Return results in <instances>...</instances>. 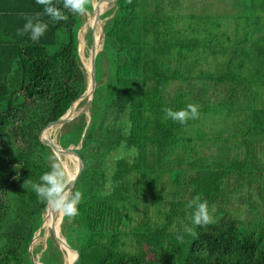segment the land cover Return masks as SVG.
Wrapping results in <instances>:
<instances>
[{
    "label": "trees",
    "instance_id": "obj_1",
    "mask_svg": "<svg viewBox=\"0 0 264 264\" xmlns=\"http://www.w3.org/2000/svg\"><path fill=\"white\" fill-rule=\"evenodd\" d=\"M216 2L225 15L196 12ZM52 3L68 19L44 17L49 28L36 42L18 32L43 7L0 0V264H65L52 234L30 252L48 206L26 183L64 159L41 135L89 87L79 34L93 0L84 16ZM101 19L90 117L65 123L55 143L85 163L71 189L81 193L79 214L64 215L60 231L80 253L76 264H264V164L255 161L264 137V0H117ZM86 38L91 48V27ZM190 103L198 119L166 118L165 108ZM242 191L243 218L220 204ZM197 196L210 209L219 204L213 223H192Z\"/></svg>",
    "mask_w": 264,
    "mask_h": 264
},
{
    "label": "clouds",
    "instance_id": "obj_2",
    "mask_svg": "<svg viewBox=\"0 0 264 264\" xmlns=\"http://www.w3.org/2000/svg\"><path fill=\"white\" fill-rule=\"evenodd\" d=\"M36 4L43 7L42 12H36L34 15L25 16V23L19 30V35H30L33 41L39 42L49 28L51 22L66 21L68 16L52 3V0H36ZM63 9L71 10L73 15L84 16L88 14L89 0H63ZM166 118H170L181 124L189 120L199 118V106L197 104H188L185 108L175 111L172 108H165ZM51 170L45 172L40 177V182L28 180L26 184L31 183L33 191L37 197L54 211L60 212L68 217H75L79 214V203L81 193L72 192L69 187L68 173L65 166L58 159H53ZM188 207L193 209L192 223L196 226H206L213 223V214L215 208L209 207L206 200L202 201L199 196L189 202Z\"/></svg>",
    "mask_w": 264,
    "mask_h": 264
},
{
    "label": "rangeland",
    "instance_id": "obj_3",
    "mask_svg": "<svg viewBox=\"0 0 264 264\" xmlns=\"http://www.w3.org/2000/svg\"><path fill=\"white\" fill-rule=\"evenodd\" d=\"M99 1L102 3L103 6L106 3L105 0H93V11L91 13H89V19L85 23V25L82 27V29L80 31V34H79V38H80V44H79L80 56H81V59H82L83 63L86 66L89 63H91V51H92L91 50L92 47L89 48V46H88V42H87L86 36H87V33H88V29L91 27V24H93V23H91V19L97 13V12H95V14L93 13L94 12V7H97V5H95V4L98 3ZM114 3H115V0L113 2H111V3H109L108 5H106L107 7L104 6V8H103L104 10L103 9L101 10V15L103 13L107 12L108 10H110L113 7ZM197 11L199 13H208V14L210 13V14H213V15H225L228 12V9L221 8V4L219 2H216L214 6L212 5L208 9L204 10L203 9V5L200 3L196 7V12ZM103 24H104V21H102V20L95 22V36H96L97 42H98V37L100 38V40H99L100 43L99 42H98L99 44L97 43V50H98V52L102 49V39H101V36H102V26H103ZM80 104H81V102L77 106V112L75 113V116H78V114L85 109V106H80ZM87 117H88V115H87ZM51 127H52V129H51L52 139L56 143L57 136L59 134V131H60V127L61 126L53 125ZM262 139L263 140L261 142L263 144L259 145V142H256V145H255V152H256L255 161L258 164H261V165L264 164V137H262ZM62 157H64V156H62ZM62 157H61V159H62ZM239 157L241 159H243V156H239ZM62 164L65 166L68 175H69V170H70V172H72L73 170H76L77 169V166H78V163H76L75 160H70V159L67 160L66 157H64V159L62 161ZM229 182H230V185H231L230 188H229V190H233L232 189L233 182L236 183L235 182V176H231L229 178ZM216 199H218V198H216ZM230 200L232 202L230 205H225L223 203V201H221L220 204L222 205L223 208L224 207H229L232 210H235L234 213H236L237 215H239V208H241L243 210V212H244V215L242 216V218L246 214L247 215L249 214L248 213L249 204L247 203L248 200H249L248 192H246V191L239 192L237 196L230 197ZM242 202H244L245 204L242 203ZM213 207L215 208V210H217L218 207H219V204H217V205L216 204L215 205L213 204L211 208H213ZM46 215H47V213H45L44 222H45V219H46ZM58 218H61V224H62V221H63L62 216L57 217L56 219H58ZM61 224L59 225L60 226L59 235L61 234L60 233V231H61ZM46 225H47V222H46ZM54 229H55V232H56V225H54ZM50 230H51V222H50L49 228L48 227H45V225H44V228L42 229V231H44L45 234H44L43 237H41V235H40L41 234L40 233L41 230L35 235L34 240L32 242L31 251H32V249H33L34 246H38L41 243L44 246H46V240L52 234V232ZM61 240H64V242H65V239L64 238H61ZM60 247H61L60 249L64 253L65 264H66V257H65L66 256V251L63 249V245H61ZM35 263L36 264H41L38 260H36Z\"/></svg>",
    "mask_w": 264,
    "mask_h": 264
},
{
    "label": "water",
    "instance_id": "obj_4",
    "mask_svg": "<svg viewBox=\"0 0 264 264\" xmlns=\"http://www.w3.org/2000/svg\"><path fill=\"white\" fill-rule=\"evenodd\" d=\"M117 0H115L116 2ZM96 9L97 7H94V14L96 12ZM97 20L98 21H101V12H98V15H97ZM95 22L97 21H94L93 24H91V29L93 31V43H92V51H91V67H87L85 64V67L87 68V70L89 71L90 73V76H89V87L87 89V91L78 99L76 100L72 107L70 108V110L62 117L60 118L59 120L57 121H54V122H51L49 123L43 130L42 132V135L44 133V131H49V128L53 125H57V126H62L64 125L65 123H68L70 122L71 120H73L76 116H75V113L77 112V106L75 103H80L82 102L84 99L88 98V102L85 106V109L83 111H81L78 115H81V114H86L88 115V117H90L89 115V109L91 107V104H92V101L94 99V95H95V89H96V85H97V70H96V57H97V54H98V50H97V43L100 41L97 42V39H96V36H95ZM101 39L103 41L104 39V26H102V36H101ZM89 88H92V94L91 96H88V90ZM42 135H41V140L44 144L50 146L52 148V150L55 152V154L61 159L62 156H66V155H71L73 156L74 158H76L79 162V166H78V169H77V173H76V176L70 186V189H72L75 185V183L77 182V180L79 179L80 175L82 174L83 172V169L85 167V163H84V160L83 158L75 151L74 147H69V148H62L60 147L59 145H56L55 142L53 141L52 139V135L49 136V140L50 142H46L42 139ZM49 208V206H48ZM48 211V209H47ZM64 216L62 215V218ZM44 224L45 222L43 223L42 227H41V231L40 233H42V229L44 228ZM51 232H52V235L54 236V238L57 240V242L60 244V245H63V242L61 241V238L59 237V235L56 234L55 232V229H54V222L52 220L51 222ZM65 244L67 245L68 248L70 249H74L76 251V259H75V262L73 264H76L78 259H79V256H80V253L78 251L77 248H74L70 245H68L66 242ZM30 252H31V249H30ZM32 254V252H31Z\"/></svg>",
    "mask_w": 264,
    "mask_h": 264
},
{
    "label": "bare ground",
    "instance_id": "obj_5",
    "mask_svg": "<svg viewBox=\"0 0 264 264\" xmlns=\"http://www.w3.org/2000/svg\"><path fill=\"white\" fill-rule=\"evenodd\" d=\"M105 5H108L109 3L113 2V0H105ZM96 3V2H95ZM95 5H97V9H96V14L94 15V17L91 19V23H93L94 21H98L97 19V15H98V12H101V10L104 8V6L102 5V3L99 1L98 3H96ZM107 7V6H106ZM104 10V9H103ZM100 40V38L98 37V41ZM99 44V43H98ZM100 47V46H99ZM87 67H91V63H89L87 65ZM92 94V88H89L88 90V96H91ZM76 105H79V103H75ZM51 129L52 127L49 128V131L46 132V139L48 142H50L49 140V136L51 135ZM45 132V131H44ZM43 139V137H42ZM44 140V139H43ZM46 141V140H44ZM46 141V142H47ZM67 160H75L76 163H78V166H79V162L76 158H74L73 156L71 155H66L65 156ZM78 166H77V169H78ZM68 168V167H67ZM77 169L76 170H73L72 172H70L69 170V175H68V181H69V187L71 186L75 176H76V173H77ZM62 216V214L60 212H57V211H54L53 209H51V207L48 208V211H47V215H46V222H47V225H46V222H45V227H48L49 228V225H50V222H54V225H56V234L59 235V230H60V224H61V218H58L56 219L57 217H60ZM63 219V218H62ZM59 223V224H58ZM51 231V230H50ZM59 237H61L59 235ZM62 238V237H61ZM63 241V249L66 251V264H73L75 262V259H76V251L74 249H70L67 247V245L65 244L64 240H61ZM60 245V244H59ZM61 246V245H60ZM61 248V247H60Z\"/></svg>",
    "mask_w": 264,
    "mask_h": 264
},
{
    "label": "crops",
    "instance_id": "obj_6",
    "mask_svg": "<svg viewBox=\"0 0 264 264\" xmlns=\"http://www.w3.org/2000/svg\"><path fill=\"white\" fill-rule=\"evenodd\" d=\"M65 157V156H64Z\"/></svg>",
    "mask_w": 264,
    "mask_h": 264
}]
</instances>
